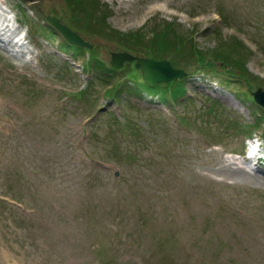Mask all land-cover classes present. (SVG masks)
I'll return each mask as SVG.
<instances>
[{"label": "rangeland", "instance_id": "rangeland-1", "mask_svg": "<svg viewBox=\"0 0 264 264\" xmlns=\"http://www.w3.org/2000/svg\"><path fill=\"white\" fill-rule=\"evenodd\" d=\"M96 2L120 33L147 41L169 25L179 38L152 53L186 77L149 92L133 63L111 73L63 50L47 17L108 69L124 52L64 0H0V264H264V160L220 172L264 149L251 95L264 90V0Z\"/></svg>", "mask_w": 264, "mask_h": 264}, {"label": "trees", "instance_id": "trees-1", "mask_svg": "<svg viewBox=\"0 0 264 264\" xmlns=\"http://www.w3.org/2000/svg\"><path fill=\"white\" fill-rule=\"evenodd\" d=\"M64 1L66 2L68 8H70L73 11L74 13L73 18L76 19V21L81 19L85 23L83 27L93 28L94 31L96 30L100 32L106 31L107 35L112 40L117 42L119 49L127 51L134 55L136 54L140 55L143 53L141 56H145L146 58H153V59L156 58L157 59L158 57H156L155 54H153L152 52H156V54H159L162 51H168L172 46H174L173 42L176 41L177 38H179V36L175 34L171 36L172 39L169 38L168 31L172 32V30H170L169 25H167L166 28L162 30V32H156V31L151 32L150 33L151 38H149L147 41H146V35L143 33V30L135 32V33L134 32L133 33H120L118 31H114V30L107 28L106 26L107 16L104 13H101V11L99 10V7L97 8L99 3H97L96 1L98 0H64ZM32 11L37 12L35 8H33ZM52 32L54 33V31H51V34ZM62 48L64 51L69 50V49L74 50V52L77 53L76 54L77 57H80L79 55H81L82 52H86V50L84 49L70 46L66 44L65 42L62 43ZM191 49L198 62H204L205 60H207L206 55H204L202 51L197 50L194 46H191ZM95 53H96L95 51L89 52V58L87 60V64H89L93 60L95 68L102 69V70L107 69L111 73L120 72V70H111V69L106 68L105 65H103L99 60H97ZM228 58L229 57L223 56L221 54V58H219V60L221 61V63L224 64L225 61L229 60ZM234 63H235L234 65L238 66L239 69H241V66H243V62H239L235 60ZM133 66L136 69H138V66L136 65V63H133ZM206 66L207 64L204 65L205 68ZM141 87L146 89L149 92L150 90L154 88V86H148L145 83H142ZM183 94H184V87L181 86L174 92V97H177Z\"/></svg>", "mask_w": 264, "mask_h": 264}, {"label": "water", "instance_id": "water-1", "mask_svg": "<svg viewBox=\"0 0 264 264\" xmlns=\"http://www.w3.org/2000/svg\"><path fill=\"white\" fill-rule=\"evenodd\" d=\"M23 1L29 3L32 2V0ZM47 21L68 44L87 50L93 49L92 44L84 40L68 26L61 23L57 18L47 17ZM132 62H136L138 64L141 70L142 78L149 86L165 84L186 77V73L183 70L173 67L171 62L168 60H154L150 58L137 57L125 51L111 53L110 66L112 69H120L124 63ZM252 97L255 103L264 109V90L258 88L252 93Z\"/></svg>", "mask_w": 264, "mask_h": 264}, {"label": "bare ground", "instance_id": "bare-ground-1", "mask_svg": "<svg viewBox=\"0 0 264 264\" xmlns=\"http://www.w3.org/2000/svg\"><path fill=\"white\" fill-rule=\"evenodd\" d=\"M21 38L19 37V34L15 35V37L11 40V42L15 43V45H19V42H20ZM219 91H221V89H218ZM222 93V92H221ZM224 95H225V98H224V101L228 104V105H234L235 107H238L240 108L242 105H240L236 100L235 98L230 95L229 93L227 92H224ZM253 145V143H251ZM252 146L249 147V149H251ZM257 146L254 144L253 145V148H252V151L256 148ZM253 154V153H252ZM254 157V156H253ZM230 162H232L233 164L235 165H238L240 167L244 166V162L245 160L243 158H240V157H232ZM255 162H252L250 165H254L257 161V159H254ZM220 172H222L223 174L227 175V176H230V177H245V175L243 174V171H242V168H229V169H220Z\"/></svg>", "mask_w": 264, "mask_h": 264}]
</instances>
